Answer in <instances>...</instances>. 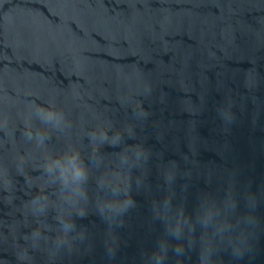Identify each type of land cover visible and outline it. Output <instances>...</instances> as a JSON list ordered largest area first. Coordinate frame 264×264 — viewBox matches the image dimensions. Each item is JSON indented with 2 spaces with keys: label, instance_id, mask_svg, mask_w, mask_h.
<instances>
[{
  "label": "water",
  "instance_id": "water-1",
  "mask_svg": "<svg viewBox=\"0 0 264 264\" xmlns=\"http://www.w3.org/2000/svg\"><path fill=\"white\" fill-rule=\"evenodd\" d=\"M0 264H264V0H0Z\"/></svg>",
  "mask_w": 264,
  "mask_h": 264
}]
</instances>
